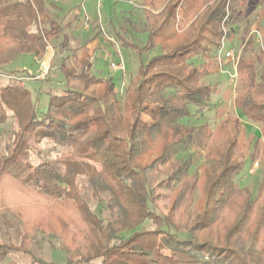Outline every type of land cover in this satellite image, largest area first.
Here are the masks:
<instances>
[{"label":"trees","instance_id":"obj_1","mask_svg":"<svg viewBox=\"0 0 264 264\" xmlns=\"http://www.w3.org/2000/svg\"><path fill=\"white\" fill-rule=\"evenodd\" d=\"M46 1L0 0V70L5 68L15 73L13 65L24 56L42 59L49 41L54 42L52 48L59 54L68 53L59 62L60 83L41 88L44 91L37 90L38 95L47 96L45 111L38 113L39 100L36 102L33 94L29 98L30 90L26 87L9 82L2 89V109L17 116L16 111L22 105L27 115L20 118L22 134L18 139L14 134L18 142L13 152L9 157L0 156V189H4L7 179L14 180L20 191L28 192V187H32L31 191L35 187L42 189L40 173L47 163L30 172L32 165L26 161L29 150L26 143L36 131L39 139H50L72 149L55 159L62 174L51 185L52 189L37 193L34 199L41 209L58 211L60 206L63 208L58 201L63 199L79 211L83 232L69 236L71 244L78 239L84 247L85 255H76L78 261L264 264V201L254 208L257 199L264 196V50L254 51L251 58H240L236 65L238 75L246 79L245 88L234 99L240 123L225 119L214 130L207 128V122L199 128L187 123L192 114L208 106L212 94L204 81L210 70L197 63V56H211L215 62L223 39L222 29L236 23L241 13L238 3L244 4L246 0H140L143 18L136 25L125 18L128 24L120 29L134 43L127 42L119 31L115 38L121 47L133 49L139 57L153 49L157 52L148 61H140L134 76L139 78L132 87H124L123 96L116 92L112 77L92 73L94 57L89 54L88 42L72 47L70 23L66 27L69 35L58 15L46 10ZM159 3L163 7L155 13ZM234 11H238L235 16ZM39 16H42L40 22ZM178 17L180 34L176 30ZM183 25H187L185 29ZM142 37L144 42L139 48L137 44ZM168 41L173 45L167 46ZM153 68L160 70L149 75ZM190 106H193L191 114ZM5 113L8 116L5 111L2 117H6ZM3 119L0 116V124ZM242 121L257 130L247 133L243 143H239ZM177 148L203 152L200 174L188 175L190 157L172 160ZM90 161L98 163L100 169ZM254 161L258 167L252 188L240 187L236 176L246 162L251 165ZM156 164L172 167L170 180L182 181L176 200L191 198L198 182H203L206 202L214 208L203 213L202 221L199 218L201 229L212 226L207 220L212 219L209 214L217 211L216 207L223 209L232 200L235 203L241 198L236 206L234 227L225 236L207 241L197 239L192 229L181 227L169 218H156L150 200L151 186L145 174ZM77 177L87 179L94 194H107L109 208L115 207L110 219L98 218L79 198ZM47 196L52 203L47 201ZM0 206L12 213L19 212L16 205L9 208L4 201ZM148 220L157 228L144 230V222ZM32 222H35L32 218L25 220L18 248L0 243V264L8 253L23 249L31 229L44 228L40 224L32 226ZM249 231L252 245L247 249L243 235ZM254 244H259L257 251ZM72 263L69 257L63 264Z\"/></svg>","mask_w":264,"mask_h":264},{"label":"rangeland","instance_id":"obj_2","mask_svg":"<svg viewBox=\"0 0 264 264\" xmlns=\"http://www.w3.org/2000/svg\"><path fill=\"white\" fill-rule=\"evenodd\" d=\"M140 5V0H47L45 8L49 13L53 11L58 15L59 20H61V26L65 27V32L70 35L71 31L72 47L88 42L89 54L94 57L92 73L99 76L112 77L116 92L119 96H123L124 87L126 85L132 87V84L136 83L139 78L134 76L137 74L140 61H148L157 52V50L153 49L144 52L143 56L139 57L133 49L121 47L120 41L115 38L116 31L124 34L120 29L122 26L128 24L125 18H130L135 25L143 18L144 13ZM162 7L159 3L155 13H158ZM238 7L241 13L236 23L222 29L223 43L221 42V44H223V50L220 53L221 62H218L219 58L217 54L215 55V62L211 56L208 58L197 56L199 59L197 63L204 64L210 70L209 75L205 77L204 81L212 90V94L208 100V106L203 107L200 112L192 114V118L190 117L191 119L187 122L193 124L195 127H202L203 123L207 122V128L214 130L225 119H230L233 123L237 120L240 123V113L234 106V99L238 92L242 88H245L246 79L238 75L237 72L234 75L238 61L237 59L234 62L226 60L224 52L227 49H233L239 60L240 58H251L254 51L259 52L260 50H264V3L261 0H246L244 4L238 3ZM236 12L238 11L233 12L234 16ZM41 18L42 16H39V22L42 20ZM67 23L68 25L70 23V31L69 28H66ZM85 25L88 26V29H85ZM177 26H179V17L176 23V30H178ZM186 26L183 25L181 27L185 29ZM40 28L42 29L41 25ZM180 31L181 29L178 30V34H180ZM124 36H126L127 42L132 44V38L125 34ZM93 40L97 42L94 48L91 45ZM143 42L144 37L139 38L137 46L140 48ZM53 43L49 41L46 53L40 60H32L30 56L18 59L13 65L15 73H9L5 68L0 70V93L9 82L13 85L24 86L31 91H29V98L30 94H33L36 102L39 100L38 113L45 111L48 102L47 96L45 94L38 95L37 90L44 91L48 86L60 83L59 62L61 58L68 54L67 52L59 54L56 49L52 48ZM171 45H173V42L168 41L167 46ZM47 58H50V68L44 78L38 80L33 77L31 79L24 78L36 75L40 62ZM120 61L124 65V71L110 68V63H119ZM159 70L153 68L148 74H154ZM70 84L82 88L81 85L75 82H70ZM17 88L15 87V89ZM20 107L16 111L18 114L16 116V114L10 113L9 110L2 109L0 103V116L4 118L0 124L1 157L10 156L15 143L18 142V136L22 134L21 128L23 125H20L19 122H22L20 118L25 117L27 111L24 106L21 105ZM189 109L191 114L193 106H190ZM5 111H7L8 116L5 113L6 117H2ZM144 118L142 117V119ZM256 130L248 122L242 121V127L240 126L238 133L239 143H243L247 133ZM33 133L35 134L26 143V147L29 149L26 161L32 165L30 172L36 166L47 163L48 166L43 168L40 173L42 189L39 190V187H35L31 191L32 187H28V192L20 191L15 185L14 180H6L4 189H0V202L4 201L5 204H9V208L16 205L17 207H13L19 208V212L12 213L0 206V243L6 245L14 244L17 247L21 234L24 232V223L27 218H32L35 221L32 222V226H39L36 224H40L44 228L41 231L38 228V230H35V227L31 229V236L23 244V249L8 253L1 264H46L52 262L63 264L69 257L72 258V264H100L99 259L87 263L81 262V260L78 261L76 255L81 254L84 256V247L79 244L81 242H78V239L73 244L69 242L70 235L78 236L83 232V226L78 221L81 218L79 211L74 209L75 207L72 203L69 202L67 204L62 199L58 202L62 203L63 208L60 206L58 211H49L48 209L39 208L40 203L34 199L37 197V193L43 194L44 191L48 192V189H52L51 185L57 182L58 177L62 174V170L55 163V159L66 152H71L72 149L66 145L55 143L50 139H39L36 131ZM14 134L17 135L16 141ZM173 154L172 160L174 161L190 157L192 164L188 175H192L194 172L196 174L201 173V164L204 162L202 157L203 152L201 153L193 148H177L174 149ZM254 162L257 163V166L252 167L253 173L248 171L250 163L246 162L236 176L235 181L240 187L252 188L255 170L258 167V162ZM91 163L100 169L98 163ZM171 170L172 167L170 166L156 164L147 169L145 173L151 186L150 200L153 206L152 211L156 215V218H169L181 227L192 229V234L199 240H216L220 236H225L228 230L232 229L236 224V206L241 201V198L236 199L235 203L232 200L223 209L220 206V208L216 207L218 210L211 213V215L209 214L212 219L207 220L212 222V226L207 229H201L199 222L204 218L202 216L203 213L206 211L210 212L211 208H214L212 204H207L206 202L203 182H198L191 198L184 197L183 199L179 198L176 200V191L181 186L182 181H171L169 177L172 172ZM46 185L48 186L45 187ZM75 185L79 191V198L88 204L90 210L95 212L98 218L108 220L111 217V213H115V207L109 208L107 194L105 192H96L94 194V190L88 185L87 179L77 177ZM47 199V201L52 203V199H49V197ZM263 201L264 196L257 199L254 208L257 209ZM62 209L65 210V214L64 211L62 212ZM73 212H75L76 217H74ZM70 215L71 218H69ZM199 218L200 221H198ZM144 223V230L157 228V225L153 221L148 220ZM249 234L250 231L246 236L243 235L247 249L252 245V239ZM259 244H254V250L257 251L259 249ZM4 249L5 245L2 250Z\"/></svg>","mask_w":264,"mask_h":264},{"label":"built area","instance_id":"obj_3","mask_svg":"<svg viewBox=\"0 0 264 264\" xmlns=\"http://www.w3.org/2000/svg\"><path fill=\"white\" fill-rule=\"evenodd\" d=\"M85 29H88V26L87 25H85ZM222 43H223V41H222ZM222 50H223V44L220 45V47L218 49V52H217V56L219 58V61H218L219 63L221 62L220 53H221ZM236 56H237L236 53L231 48L225 50V52H224V58L226 60H228V61H233L234 62L236 59L238 61V58ZM49 62H50V58L43 59L40 62L39 70H38L37 74L36 75H33L31 77H28V78L27 77H24V78L25 79H31L32 77L34 79H42V78H44L47 75V73L49 71V68H50ZM218 62H217V64H218ZM110 68L111 69H116V70H122V71H124V65H123L122 61H120L119 63H110ZM234 75H236V70H235ZM256 166H257V163L256 162L252 163L250 165V168H249L248 171L253 173L252 167L254 168Z\"/></svg>","mask_w":264,"mask_h":264},{"label":"crops","instance_id":"obj_4","mask_svg":"<svg viewBox=\"0 0 264 264\" xmlns=\"http://www.w3.org/2000/svg\"><path fill=\"white\" fill-rule=\"evenodd\" d=\"M90 43V42H89ZM88 44V43H87ZM96 44H97V42L95 41V40H93L92 42H91V45H92V48H94V47H96ZM33 60V59H32Z\"/></svg>","mask_w":264,"mask_h":264}]
</instances>
